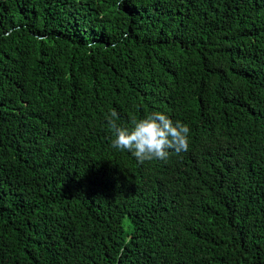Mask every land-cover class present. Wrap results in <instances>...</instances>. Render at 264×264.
Here are the masks:
<instances>
[{
    "label": "trees",
    "instance_id": "1",
    "mask_svg": "<svg viewBox=\"0 0 264 264\" xmlns=\"http://www.w3.org/2000/svg\"><path fill=\"white\" fill-rule=\"evenodd\" d=\"M0 264H264V0H0Z\"/></svg>",
    "mask_w": 264,
    "mask_h": 264
},
{
    "label": "clouds",
    "instance_id": "2",
    "mask_svg": "<svg viewBox=\"0 0 264 264\" xmlns=\"http://www.w3.org/2000/svg\"><path fill=\"white\" fill-rule=\"evenodd\" d=\"M114 138L111 147L127 151L140 163L152 160L166 161L170 153L179 155L189 147V127L162 112L153 111L143 118L133 117L129 127L117 124L115 109L105 114Z\"/></svg>",
    "mask_w": 264,
    "mask_h": 264
}]
</instances>
